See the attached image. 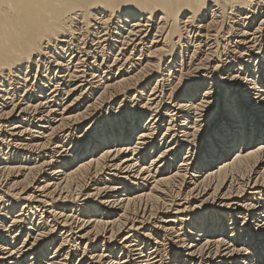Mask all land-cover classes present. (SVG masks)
Returning <instances> with one entry per match:
<instances>
[{"label": "bare ground", "instance_id": "6f19581e", "mask_svg": "<svg viewBox=\"0 0 264 264\" xmlns=\"http://www.w3.org/2000/svg\"><path fill=\"white\" fill-rule=\"evenodd\" d=\"M73 256L264 264V0H0V264Z\"/></svg>", "mask_w": 264, "mask_h": 264}, {"label": "rangeland", "instance_id": "374dc122", "mask_svg": "<svg viewBox=\"0 0 264 264\" xmlns=\"http://www.w3.org/2000/svg\"><path fill=\"white\" fill-rule=\"evenodd\" d=\"M209 42H210V41H209ZM212 43H213V40L210 42V44H212ZM212 45H214V44H212ZM253 60H254V61H252V64L255 62V59H253ZM226 73H227V71H226ZM225 75H226V74H225ZM255 75H256V74H254V77H255ZM261 78H262V77H261ZM261 78H260V79H261ZM243 80H244V79H243ZM243 83H244V81H243ZM212 84H214V83H212ZM212 84H211L210 86H214V85H212ZM207 86H208V85H207ZM210 90H212V89H210ZM225 91H226V90H222V91H220V93H219L220 96H218L219 99L222 100V101L219 102L220 104L222 103V106H221V107H223V105H224V103H225V102H224V98H225V96H226V95H225V94H226ZM222 92H223V93H222ZM212 94H214V93H212ZM223 95H224V96H223ZM218 97H216L215 102H217V98H218ZM214 98H215V97H214ZM220 109H221V108H220ZM85 127H87V126H85ZM236 150H238V149H236ZM236 150H235V151H236ZM232 154H234V152H232ZM232 154H231V155H232ZM232 156H233V155H232ZM100 177H101V176H100ZM81 201H82V200H81ZM78 203H79V202H78ZM78 203H77V204H78ZM80 203H81V204L83 203V204H82L81 206H79V207H83V205H85L84 207L87 208V206L89 205V204H85L84 201H83V202H80ZM75 204H76V203H75ZM77 204H76V205H77ZM71 205H72V204H71ZM75 209H77V207H75ZM83 210H84V209H83ZM10 216H13V215L10 214ZM9 219H10V218H9ZM26 226H27V224H26ZM168 226H169V224H168ZM180 226H181V224L178 225V227H180ZM184 226H185V225H184ZM164 251H165V252H164ZM167 251H168V249H167V250H166V249H163V250L161 251V256L164 255V256H162V258H168V257L170 256V255L168 254ZM166 256H167V257H166ZM77 258H78V256H73V257H72V260H70V262H71L70 264H77V263H78V262H77ZM163 260H164V262H165L166 264H170V261H172V259H167V260H166V259H163ZM168 260H169V261H168ZM167 261H168V262H167ZM196 261H197V260H196ZM75 262H76V263H75ZM197 262L199 263V261H197ZM198 263H197V264H198ZM78 264H82V263H78Z\"/></svg>", "mask_w": 264, "mask_h": 264}]
</instances>
